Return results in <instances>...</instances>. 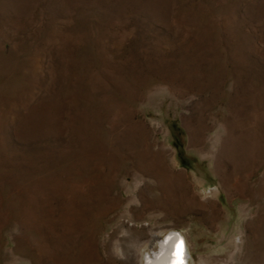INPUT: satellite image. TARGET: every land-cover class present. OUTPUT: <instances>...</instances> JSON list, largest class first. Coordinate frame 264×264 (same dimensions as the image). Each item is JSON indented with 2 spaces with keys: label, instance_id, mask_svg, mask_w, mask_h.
Returning <instances> with one entry per match:
<instances>
[{
  "label": "rangeland",
  "instance_id": "1",
  "mask_svg": "<svg viewBox=\"0 0 264 264\" xmlns=\"http://www.w3.org/2000/svg\"><path fill=\"white\" fill-rule=\"evenodd\" d=\"M264 264V0H0V264Z\"/></svg>",
  "mask_w": 264,
  "mask_h": 264
},
{
  "label": "clouds",
  "instance_id": "2",
  "mask_svg": "<svg viewBox=\"0 0 264 264\" xmlns=\"http://www.w3.org/2000/svg\"><path fill=\"white\" fill-rule=\"evenodd\" d=\"M163 238L155 242L156 250L141 249L143 252V264H187L184 239L178 231H170Z\"/></svg>",
  "mask_w": 264,
  "mask_h": 264
},
{
  "label": "bare ground",
  "instance_id": "3",
  "mask_svg": "<svg viewBox=\"0 0 264 264\" xmlns=\"http://www.w3.org/2000/svg\"><path fill=\"white\" fill-rule=\"evenodd\" d=\"M171 231H174V230H171ZM181 234V233H180ZM181 236H182V234H181ZM183 237V236H182ZM163 238V236H154V238H153V241H154V245L151 247V250H156V246H155V242L157 241V240H160V239H162ZM183 239H184V237H183ZM184 245H185V240H184ZM185 255H186V259H187V261H188V255H187V253H186V247H185ZM188 264V263H187Z\"/></svg>",
  "mask_w": 264,
  "mask_h": 264
}]
</instances>
